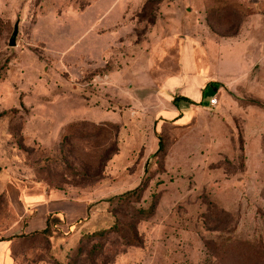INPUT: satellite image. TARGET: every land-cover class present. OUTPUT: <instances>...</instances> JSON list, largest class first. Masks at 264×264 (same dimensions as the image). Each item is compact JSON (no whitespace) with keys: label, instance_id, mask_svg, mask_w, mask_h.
Wrapping results in <instances>:
<instances>
[{"label":"rangeland","instance_id":"rangeland-1","mask_svg":"<svg viewBox=\"0 0 264 264\" xmlns=\"http://www.w3.org/2000/svg\"><path fill=\"white\" fill-rule=\"evenodd\" d=\"M13 185L88 213L16 228ZM0 264H264V0H0Z\"/></svg>","mask_w":264,"mask_h":264},{"label":"crops","instance_id":"crops-1","mask_svg":"<svg viewBox=\"0 0 264 264\" xmlns=\"http://www.w3.org/2000/svg\"><path fill=\"white\" fill-rule=\"evenodd\" d=\"M196 65L191 46L186 43L182 52L181 70L168 75L163 81V86L168 92H172L182 99H184L181 97L182 95L189 98L184 99L188 100V104H190L186 105V108H191L195 103H198L211 83H216V85L210 93L209 99L213 95L218 97L220 86L224 81L221 74L211 76L196 70ZM179 105H174V108L170 110V115L178 114ZM189 110H185L184 114H189ZM9 191L8 200L17 215L16 228L23 227L27 230L42 228L46 224V216L49 212H53L54 215H61L63 221L70 226L88 213L86 202L55 196L42 185L23 189L13 185L9 187ZM30 208L33 210L28 213Z\"/></svg>","mask_w":264,"mask_h":264},{"label":"trees","instance_id":"trees-1","mask_svg":"<svg viewBox=\"0 0 264 264\" xmlns=\"http://www.w3.org/2000/svg\"><path fill=\"white\" fill-rule=\"evenodd\" d=\"M185 99H189L188 97L186 96H181ZM162 148V141L161 139L159 140V146H158V150ZM151 209V208H150ZM81 219V218H80ZM60 221H57L55 218H54V213L53 212H49L46 216V224L45 226H43L42 228H38V229H35V230H32L30 232H48L50 227L54 224H57L59 223Z\"/></svg>","mask_w":264,"mask_h":264},{"label":"water","instance_id":"water-1","mask_svg":"<svg viewBox=\"0 0 264 264\" xmlns=\"http://www.w3.org/2000/svg\"><path fill=\"white\" fill-rule=\"evenodd\" d=\"M18 22H19V18H16L14 25H13V29L8 38L9 45H14L16 43V35L18 33Z\"/></svg>","mask_w":264,"mask_h":264},{"label":"built area","instance_id":"built-area-1","mask_svg":"<svg viewBox=\"0 0 264 264\" xmlns=\"http://www.w3.org/2000/svg\"><path fill=\"white\" fill-rule=\"evenodd\" d=\"M217 103V96L213 95L211 96V98L209 99V105L213 106Z\"/></svg>","mask_w":264,"mask_h":264}]
</instances>
